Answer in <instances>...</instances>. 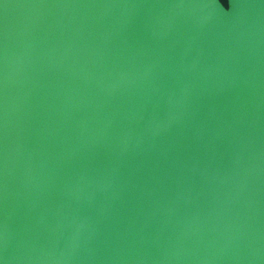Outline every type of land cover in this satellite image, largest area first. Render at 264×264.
<instances>
[{"label": "water", "instance_id": "95a60500", "mask_svg": "<svg viewBox=\"0 0 264 264\" xmlns=\"http://www.w3.org/2000/svg\"><path fill=\"white\" fill-rule=\"evenodd\" d=\"M0 0V264H264V0Z\"/></svg>", "mask_w": 264, "mask_h": 264}, {"label": "rangeland", "instance_id": "374dc122", "mask_svg": "<svg viewBox=\"0 0 264 264\" xmlns=\"http://www.w3.org/2000/svg\"><path fill=\"white\" fill-rule=\"evenodd\" d=\"M221 2L227 7L229 5L228 0H221Z\"/></svg>", "mask_w": 264, "mask_h": 264}]
</instances>
